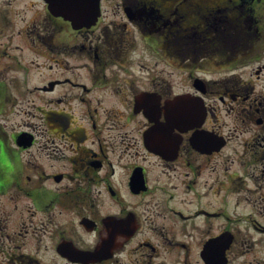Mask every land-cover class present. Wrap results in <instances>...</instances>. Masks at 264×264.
I'll list each match as a JSON object with an SVG mask.
<instances>
[{"label": "flooded vegetation", "instance_id": "af4514ba", "mask_svg": "<svg viewBox=\"0 0 264 264\" xmlns=\"http://www.w3.org/2000/svg\"><path fill=\"white\" fill-rule=\"evenodd\" d=\"M225 4V27L196 30L193 0H106L94 28L74 31L42 0H0V264H264L249 256L259 239L264 243L258 206L246 204L232 219L229 201L211 205L192 192L218 162L232 170L230 184L223 180L227 191L241 194L258 167L263 190V128L239 158L225 155L223 137L220 151L196 148L191 124L171 125L161 149L145 142L148 117L174 115L167 104L175 83L162 65L182 69L201 51L211 58L223 40L229 54L247 55L246 66L249 54L260 53L264 0ZM40 58L50 72L43 83ZM263 70L245 73L262 79ZM228 91L220 101H240L245 131L251 123L264 126L246 79ZM257 106L264 114L263 95ZM251 163L248 175L242 167ZM236 222L244 225L241 236L231 232ZM250 229L256 237L248 241ZM218 238L227 244L224 255H203Z\"/></svg>", "mask_w": 264, "mask_h": 264}, {"label": "rangeland", "instance_id": "374dc122", "mask_svg": "<svg viewBox=\"0 0 264 264\" xmlns=\"http://www.w3.org/2000/svg\"><path fill=\"white\" fill-rule=\"evenodd\" d=\"M160 69H162L164 74H168V77L173 80V82L176 85L175 86L176 91L178 90L181 91L180 85H184L185 86L184 89L186 90H188L192 86V80L190 78V75L181 74L183 70L178 69L176 67L174 68L171 65H169L167 68L162 66ZM85 71L86 70H82L81 72L84 73ZM42 72L44 73L42 74L43 78H46L49 76L47 69L45 68L42 69ZM241 74L243 75V73ZM214 78L219 79L217 76H215ZM260 87L261 86L258 85L257 89L261 90L262 88ZM257 93H261V91L255 92V94ZM256 102H257V98L254 101V105H255L254 108L255 109L259 108L262 111V108L258 107ZM261 111L258 114L261 115L262 114ZM236 114L237 113L235 114L233 113L232 116H228V112H226V109L223 106H221V112L218 113L222 123H226L224 127L225 128L224 131L221 130L222 135L226 136L227 134H229V128H228L229 125L232 127V129L230 130V133L234 135L231 140V144H229L225 150V155L227 157L234 156L235 158H239V155H244L245 153L246 143L244 142L248 141L246 138L248 137V135L246 137L244 136L240 137V132H242L243 123L241 121L242 118H239V119L236 118ZM235 123L238 126V128L236 127ZM252 124H250L251 129H252ZM253 127H254L253 129L254 135L256 134L259 135L260 133H262V128L264 131L263 125L255 124ZM236 152H239V154ZM244 159H245V163L248 162V159L246 158ZM258 163L262 164L261 161H258ZM253 167L254 165L251 163L249 167L247 168L242 167V169L244 173L251 175ZM205 170L206 172H203L202 174H200V180H199L198 186L197 187L195 186V188L192 190V192L196 190V198L197 196H202L205 202L208 200V202H206L207 204L216 205V206H222L225 201H229L231 203L232 211H236V210L240 211L243 208L242 211L245 212L246 202L247 204L253 203V204H256L258 208L261 210V212L264 214V208L261 207L263 206V203L260 200L261 194L264 193V183L261 184L263 186V190L258 191L259 190L258 186L260 185V182L257 180L259 178V171L261 170V168L258 167L257 169L258 175L255 176L254 178L255 180L251 181V185L248 186V188L245 189L241 194L231 193L230 191H227L229 190L228 189V184H230L229 177H230V174H232L231 172L232 170L228 169L226 171V169L224 168V165L219 164V162L215 166H212L210 168H205ZM188 171L189 170L187 168L183 169L184 174H186ZM191 177H193V174ZM223 180L226 181L228 184L223 183ZM239 202L240 204H238ZM240 229L241 230L244 229V226H241ZM196 232H200V231H196Z\"/></svg>", "mask_w": 264, "mask_h": 264}, {"label": "water", "instance_id": "95a60500", "mask_svg": "<svg viewBox=\"0 0 264 264\" xmlns=\"http://www.w3.org/2000/svg\"><path fill=\"white\" fill-rule=\"evenodd\" d=\"M54 8L57 9L58 7L57 6H54ZM86 10L89 11L88 9H86ZM75 19L79 21L78 22L79 24H83L84 23V21L79 17V15H77L75 17ZM75 19H73V20H75Z\"/></svg>", "mask_w": 264, "mask_h": 264}]
</instances>
